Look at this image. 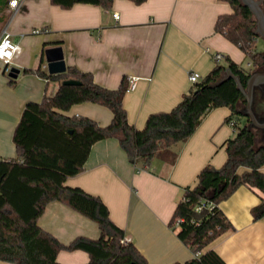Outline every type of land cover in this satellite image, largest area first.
Masks as SVG:
<instances>
[{
  "label": "crops",
  "instance_id": "0c3cea01",
  "mask_svg": "<svg viewBox=\"0 0 264 264\" xmlns=\"http://www.w3.org/2000/svg\"><path fill=\"white\" fill-rule=\"evenodd\" d=\"M9 1L0 0V39L9 33L18 44L10 68L19 72L11 77L0 60L2 159L17 157L13 134L26 103L54 95L60 86L59 81L25 71L41 67L48 72L47 47L62 46L67 67L92 73L95 82L109 89L119 88L123 81L129 87L135 78L124 106L129 122L139 129L150 114L171 110L190 91L195 84L190 72L203 78L215 67L214 52H222L247 70H257L238 45L215 30L219 15L233 12L225 0H145L141 4L114 0L111 8L90 3L65 8L52 0H21L13 8ZM257 45L264 46L263 36L259 35ZM10 78L15 79L13 84ZM64 113L92 118L101 126L113 119L110 108L89 101ZM230 114L227 106L211 110L188 140L173 146L174 163L155 158L147 166L134 164L117 138L101 139L93 144L83 171L68 177L65 184L100 196L111 219L148 264L185 263L194 253L170 220L201 169L207 164L221 167L226 161V142L237 133L228 124ZM234 120L237 125L247 121L246 117ZM263 195L243 184L220 202L231 228L208 247L227 264H264V217L255 219L252 212ZM38 224L65 244L77 236L101 234L97 222L58 200L46 206ZM57 259L63 264H86L90 255L81 249H63ZM0 264L15 263L0 259Z\"/></svg>",
  "mask_w": 264,
  "mask_h": 264
},
{
  "label": "trees",
  "instance_id": "16d2710c",
  "mask_svg": "<svg viewBox=\"0 0 264 264\" xmlns=\"http://www.w3.org/2000/svg\"><path fill=\"white\" fill-rule=\"evenodd\" d=\"M114 0H52L68 8L76 3L97 4L111 8ZM141 4L145 0H131ZM233 12L219 15L215 30L238 45L256 69H264V50L256 49L259 34L251 9L242 0H225ZM264 9V0H261ZM230 67L246 87L252 70H247L230 57L196 82L181 101L169 111L149 115L145 126L137 128L129 122L124 97L128 83L109 89L95 82L92 73L68 66L63 73L50 74L41 67L26 69L47 80L59 81L54 95L45 94L41 101L26 103L15 127L13 142L17 157L0 158V259L15 264H63L59 251L81 249L90 260L86 264H148L145 256L131 243H123L125 231L110 217L109 208L98 195L81 187L65 184L68 177L83 171L93 144L105 138H117L129 160L147 166L155 158L174 163L177 153L173 146L186 141L203 118L214 108L227 106V121L245 116L246 99L233 78ZM67 79L80 81L64 84ZM15 82L10 78V83ZM264 98V84L255 88ZM105 105L113 112L112 121L101 126L86 116L65 114L71 106L82 102ZM259 119L264 113L257 115ZM237 125L235 137L226 142L227 159L221 167L204 166L195 185L187 187L178 202L170 225L191 247L194 257L185 263L227 264L221 255L208 246L231 228L219 204L240 185L258 188L264 194V129L259 133L251 120ZM61 201L98 223L100 237L77 236L69 243L61 242L44 230L38 220L52 201ZM212 202L211 209L205 205ZM255 219L264 217V195L252 209ZM199 253V254H197Z\"/></svg>",
  "mask_w": 264,
  "mask_h": 264
},
{
  "label": "water",
  "instance_id": "95a60500",
  "mask_svg": "<svg viewBox=\"0 0 264 264\" xmlns=\"http://www.w3.org/2000/svg\"><path fill=\"white\" fill-rule=\"evenodd\" d=\"M253 12L257 21L256 32L264 37V9L261 5V0H242ZM45 60L47 62V69L50 74L63 73L67 70L64 51L62 46H51L44 50ZM19 69L12 67L9 75L16 77ZM228 77H231L236 82L238 88L242 91L246 99V111L245 116L251 120V125L256 128V132L259 133L261 129H264V120L258 118V113L264 108V102L254 107L255 101V88L264 84V69L254 70L249 79L247 80L246 87L242 84L240 78L236 76L230 67L226 69ZM81 82L76 79H67L64 84L77 85Z\"/></svg>",
  "mask_w": 264,
  "mask_h": 264
},
{
  "label": "built area",
  "instance_id": "2783aa9c",
  "mask_svg": "<svg viewBox=\"0 0 264 264\" xmlns=\"http://www.w3.org/2000/svg\"><path fill=\"white\" fill-rule=\"evenodd\" d=\"M20 2H21V0H10L9 1L10 5L13 8H16L19 5ZM114 16L116 18H119V13L115 12ZM0 46H3V47H0V53H3V52L11 53V57L10 58L8 56L0 57V60L5 64V71L6 72H10V70H11L10 64H11V62H12V60H13V58H14L17 50H18V44L15 43L11 39L9 33H6L0 39ZM213 56H214V59H215V61L217 63H222V61L225 60V55L222 52H220V51L214 52ZM201 78L202 77H201V74L199 72L192 71V72L189 73V79L193 83H196V82L200 81ZM135 85H136V79L135 78H131L128 89H133L135 87ZM228 124L233 128V131L237 132L236 121L234 119L229 120ZM205 205H207L211 209L214 207V204L212 202H210L208 204H205V202L203 201L200 205L196 206V209L197 210H201ZM122 242L123 243H128V242H130V238L124 237L122 239ZM197 254H199V253H197Z\"/></svg>",
  "mask_w": 264,
  "mask_h": 264
},
{
  "label": "flooded vegetation",
  "instance_id": "af4514ba",
  "mask_svg": "<svg viewBox=\"0 0 264 264\" xmlns=\"http://www.w3.org/2000/svg\"><path fill=\"white\" fill-rule=\"evenodd\" d=\"M256 94V93H255ZM261 98H263L262 96H261V94H258V96H257V99H256V95H255V105H254V107H256L258 104H260V103H262V101H259ZM257 100H258V102H257ZM261 113H264V108L261 110V112L260 113H258V114H261ZM260 120H264V117H262V119H260Z\"/></svg>",
  "mask_w": 264,
  "mask_h": 264
},
{
  "label": "rangeland",
  "instance_id": "374dc122",
  "mask_svg": "<svg viewBox=\"0 0 264 264\" xmlns=\"http://www.w3.org/2000/svg\"><path fill=\"white\" fill-rule=\"evenodd\" d=\"M258 40V39H257ZM256 46H258V48H256L258 51H262V50H264V46H260L259 47V45H257V43H256ZM224 61H222V63H223ZM259 70H263V68H261V69H259ZM259 101H262V102H264V98H261ZM257 102H258V100H257ZM255 104V103H254ZM241 118H243V117H241ZM245 122H242V125L244 124Z\"/></svg>",
  "mask_w": 264,
  "mask_h": 264
},
{
  "label": "clouds",
  "instance_id": "9594fccd",
  "mask_svg": "<svg viewBox=\"0 0 264 264\" xmlns=\"http://www.w3.org/2000/svg\"><path fill=\"white\" fill-rule=\"evenodd\" d=\"M2 56H8L10 58L11 53H7V52L0 53V57H2Z\"/></svg>",
  "mask_w": 264,
  "mask_h": 264
},
{
  "label": "snow or ice",
  "instance_id": "6c2138e0",
  "mask_svg": "<svg viewBox=\"0 0 264 264\" xmlns=\"http://www.w3.org/2000/svg\"><path fill=\"white\" fill-rule=\"evenodd\" d=\"M0 47H3V46H0Z\"/></svg>",
  "mask_w": 264,
  "mask_h": 264
}]
</instances>
